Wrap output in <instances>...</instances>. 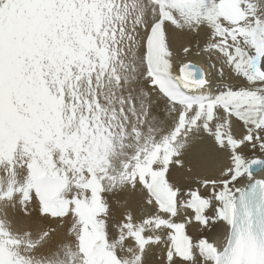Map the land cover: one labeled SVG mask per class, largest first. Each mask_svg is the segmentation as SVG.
<instances>
[{"label":"snow or ice","instance_id":"1","mask_svg":"<svg viewBox=\"0 0 264 264\" xmlns=\"http://www.w3.org/2000/svg\"><path fill=\"white\" fill-rule=\"evenodd\" d=\"M0 264H264V0H0Z\"/></svg>","mask_w":264,"mask_h":264}]
</instances>
